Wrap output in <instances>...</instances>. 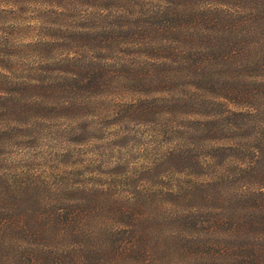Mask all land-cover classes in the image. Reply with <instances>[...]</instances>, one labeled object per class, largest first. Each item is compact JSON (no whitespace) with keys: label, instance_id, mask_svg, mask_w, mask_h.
<instances>
[{"label":"trees","instance_id":"obj_1","mask_svg":"<svg viewBox=\"0 0 264 264\" xmlns=\"http://www.w3.org/2000/svg\"><path fill=\"white\" fill-rule=\"evenodd\" d=\"M28 2L41 5L36 23L0 36L16 51L3 61L37 56L29 75H5L32 94L8 99L12 116L74 112L112 83L138 82V110L181 106L206 153L171 151L155 167L187 177L172 199L139 195L138 206L103 186L69 187L89 195L81 208L49 201L60 194L47 182L10 187L0 264H264V0H0L13 15Z\"/></svg>","mask_w":264,"mask_h":264},{"label":"rangeland","instance_id":"obj_2","mask_svg":"<svg viewBox=\"0 0 264 264\" xmlns=\"http://www.w3.org/2000/svg\"><path fill=\"white\" fill-rule=\"evenodd\" d=\"M38 6L41 5L28 2L13 15L6 10V3L0 4V36L20 37L15 32L17 26L35 24ZM32 30L31 27L29 33ZM14 49H6L0 38V55L6 50L13 54ZM50 52L58 55L60 51ZM2 59L0 56V63L10 66L7 71L0 65V196L11 198L0 202L3 214L14 211V193L6 191L15 186L18 190L33 180L55 186L60 195L47 193L54 196L49 201L58 199V203L71 208L83 207L82 197L89 195L72 192L69 187L103 186L117 195L119 205L131 206L136 201L138 206L139 195L172 199L168 189L175 188L181 177H187V173L181 174L185 166L165 163L155 167L156 164L177 148L206 153V149L193 144V119L181 111V106L161 103L149 112L138 110L148 103L139 93L138 82L112 83L74 112L51 109L46 116H12L8 99L16 95L22 101L28 100L32 94L23 95L22 87L6 82L5 75L13 81L29 75L37 56L25 51L15 55L10 63ZM3 90L12 92L3 95ZM35 205L39 207L38 203ZM120 219L130 221L127 216ZM107 222L119 223L115 219Z\"/></svg>","mask_w":264,"mask_h":264}]
</instances>
